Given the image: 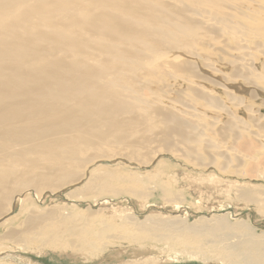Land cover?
<instances>
[{
  "label": "rangeland",
  "instance_id": "obj_1",
  "mask_svg": "<svg viewBox=\"0 0 264 264\" xmlns=\"http://www.w3.org/2000/svg\"><path fill=\"white\" fill-rule=\"evenodd\" d=\"M99 1L100 0L0 1V12L4 14L8 11V18H10L7 19L4 24L0 17V68L8 66L7 62L10 63L11 59L14 62L10 66L16 67L21 63H24L25 66L27 56L33 52H47L59 58L61 56L59 49L62 46L65 50L68 49V51H71V49L74 50L76 47L78 49L79 47L78 50L81 54H84L86 51L85 55L94 56V54H96L95 57L97 59L99 58L97 62H92V69L90 68L89 70L91 73L94 72L96 74V70L98 72L102 71V69H108L110 72L105 78H96L92 76L91 80L95 82H93L91 86L83 84L75 90V92L72 93V99L77 102L76 104L87 102L88 105H85L86 109H88L86 110L87 113L89 110L99 113L92 103H96L99 100L108 101L106 97L108 94L114 96L111 100L112 102H118L120 100L124 102L120 101L118 104L123 108L121 114L111 112V107L104 103V107L100 108V115L98 117H92L96 122L94 137L89 142V148L82 146L86 149H83L81 153L86 151L81 154L84 157L80 155V159L81 162L87 158H94V160L98 159L89 165L85 172L84 179L79 184L76 183L72 186H66L59 192L49 193L45 191L42 193L44 195L39 198V192L45 189L59 187L63 180L66 182V180L70 181L77 178L79 169H67V173L58 176H56V174L44 177L39 176V170L37 169L38 163H36L38 154L31 156L28 151L24 150L28 149L30 144L36 143L35 141H28V138L21 137L16 139L12 144L7 146L4 145L5 147H3V149L9 152V154H22L21 157L13 159V162L21 165L19 168V175L14 174L15 180L20 183L17 185L12 183V185L17 192L21 191L22 188L31 192L28 194V197H26V204L23 207L18 205V208L11 214L10 217H14L13 226L19 229L30 215L36 216L28 228L25 229V234L27 236H36L37 239L32 241V244H29L32 247L28 246V250H26V247L23 245L28 244L23 242V245L19 247L18 240L14 239V243L5 237L6 240H0V244H2L0 250L3 251L5 249L7 252L0 254V260L5 259L8 261L11 259V264H264V177H253L258 174V172L260 173V171L264 174V149L261 148L262 146L259 144V142H263L260 138L258 142V137H256V134H259V131L263 130V128L260 130L251 129L252 120H250L249 117L246 118L245 113L247 108H252V106L255 107L259 103L255 102L254 106V101L251 100L252 95L248 92L245 94L244 92L248 90H243L244 92L238 93L239 96L243 94L245 99H250L247 100L248 102L251 101L252 103L253 101L252 106L249 103V107L247 106L246 108H242L243 106L233 108V106L227 105L230 100L228 98L226 99L223 93H221L223 88H219L215 86L214 83L213 85L206 81L203 82L202 85L205 87L211 86L210 89H214V91L218 93H216L214 97L216 99L218 98L217 100L219 101L215 99L217 101L214 102L215 104L210 103V109L209 106L207 107L208 112L219 105V109H215L219 112V115L212 117L208 112L204 113L206 110H201L204 109L203 105L205 103V101H201L203 100L202 97H199L197 101L198 96L190 93L189 89L186 93L182 94V96L178 95V91L184 88L185 82L178 79L174 80L175 82L173 80L171 81L168 76L162 73L163 69L166 67L163 66V61H161L162 64L160 63L161 66L158 65L159 68L157 66V63L159 64L158 59L157 57H152L153 53L151 49L146 48V53L140 49L142 45L147 44V41H149L148 43L154 42L152 41V39H154L152 35L155 33L150 30V35L147 36L143 34V37L135 33L137 29H134V27L139 28V25L137 26L135 23L141 21L143 17L139 14L125 11L127 6H119L118 9L124 10V12L122 15L114 18L113 25L121 26V34L113 35L115 39H109L110 31H112L111 25L103 22V19L99 17L98 20H95V10L92 8L88 10L90 9L88 8V6H90L89 3H97ZM209 1L210 0H203L200 6L206 5ZM211 1H215L221 6H227L231 3L228 0ZM234 1L238 3V7L234 6L233 9L230 11L228 10V12L227 10L226 12L220 11V13L225 14L224 16H228L225 17L226 20L228 18L232 20L233 18V20L237 19V22H243L245 18H249L247 21L251 31H248V34H254V32L256 34L257 30L259 33L264 32V16L255 13V11L251 9L258 0H253L255 3H252L251 0L250 3L245 2L246 0H242L245 5L242 2H240V5L238 0ZM83 4L88 5L85 6ZM76 7H78V10H84V7H86L85 10H88L87 12L89 14L85 13L86 11L83 10H77L76 12ZM206 8L207 10L209 9L208 7ZM206 8L202 7L201 9L205 10ZM49 11L53 13L52 17V13L50 12L51 19L48 16ZM107 13H109V15L111 14L109 9L108 12L104 14L108 16ZM222 15L223 14H221V16ZM57 16L58 18L61 17L62 20L63 18L66 19L62 21L61 18H59L62 22L58 23L56 19ZM224 16L221 18L225 19ZM151 19L156 20L154 18ZM38 20H40L41 23H39ZM196 20L197 22L199 21L198 18H196ZM13 21H16L13 25L14 28L5 33L4 31L9 26H12ZM161 22L159 21L157 23L161 24ZM250 22L253 23L251 24ZM66 23L70 24L67 25L69 27L66 26ZM93 23L96 25H93ZM245 23L246 22H243V24ZM32 25L37 26L33 27ZM126 25L127 27L131 25V30H129L130 35L128 34V30L124 29ZM198 25L193 24L191 26L193 28L184 25L183 27H187L186 30L183 32L181 28L180 33L177 35L179 36V38L177 37L178 40H176L177 43L173 42L172 44L176 48H184L194 42V44L198 45V49H200L202 53L204 52L206 55L215 58L216 61L219 60L215 62L219 63L218 71H220V77L226 78L230 75V77H232V85L234 83L235 86H237L239 83L238 87L243 86L246 83L244 80L246 78L243 77H246V75L244 71V74H242L239 68L236 69L237 71L234 70V66L238 64L235 63V59L233 58L235 55L228 49L232 47V42L226 36L227 34L222 33L221 36L225 40L227 38L231 46L227 40L229 44L226 43V41L224 44V40L222 42L218 41L219 43H223V45L219 44V47L221 46L223 51L225 48L226 49L225 53L219 50L216 51V47L214 46L215 41H212L210 38L211 35L212 38L215 36L211 33L207 34L202 27ZM233 26L234 25H232V28ZM72 27L75 29H72ZM79 27H81V29L83 28V30ZM75 30H81V34H79V31L77 32ZM87 30L92 34L87 36ZM73 31L77 34H70ZM82 32H84V35H82ZM63 33L65 34L62 38L61 35ZM101 33L103 35H100ZM133 33L134 35L132 37L131 34ZM181 33H183V35H181ZM17 34H19V37L17 36L18 38H16ZM224 34L225 36L223 37ZM69 35H71V38ZM45 37L50 38L51 41H49V39L46 40ZM53 38H55L56 45L52 42ZM208 38L212 41L211 48H209L210 45L207 47L204 45ZM57 40H61L59 41L60 43H57ZM115 40L117 42H115ZM186 40H189L186 42L187 45H185L186 43L184 42ZM46 43H50V45ZM45 45H47L48 48ZM226 45L229 46L225 47ZM50 46L52 48H50ZM213 46L215 48H213ZM122 50L124 51L122 52ZM125 51L126 54H122L125 53ZM107 52L109 53L106 54ZM229 52L231 54H229ZM260 53L261 55L259 56ZM262 53V51H256L252 56L253 58H251L253 60L254 73L253 76L249 75L250 78H253L254 74L261 75L263 73L264 75V54L262 55ZM97 54H100V56ZM113 56H117L118 58L113 60ZM122 56L124 58L129 56L133 59L137 57L138 63L131 59H127V62L126 59L123 60ZM176 56H178L176 58L184 57L181 53ZM119 58L121 60H119ZM149 59L150 62L152 61V64L149 63ZM154 61L157 62L155 63V67L157 68L153 70L151 67ZM230 61L232 63L234 61V63L231 65ZM53 62H55V60H53ZM134 62L136 65H139L140 62L141 64L136 68ZM191 63L194 64L193 62ZM198 63H200L199 60L196 64L200 65ZM221 63L224 64L222 65ZM142 66H144V69L147 68L151 70L143 71ZM162 67L164 68L162 69ZM186 68H189L188 64H183L178 67L179 70H185ZM60 69L61 66L59 64L52 68V70L56 72ZM232 69L235 71L234 74L232 73ZM204 72L200 71V74L203 75ZM239 73L242 74L241 77L238 75ZM158 75L160 80L165 83L162 84L163 87L160 85V83H162L161 81L156 83ZM204 75L210 76L209 73H205ZM148 76H151L154 83L149 80ZM164 76L166 79H164ZM234 76L235 79L237 78L236 80ZM249 76L247 75V77ZM138 77H140V81H138ZM230 77L228 76L227 79ZM143 80L147 82V84L148 81L150 84L152 82L153 86L147 85ZM165 80L168 81L165 82ZM96 81L100 82V94L103 99H99L96 96ZM256 81L261 83L262 79L260 78V80ZM41 83L51 86V78L47 77ZM259 85L261 86V84ZM171 86H173V88ZM143 87L147 91H152L150 93L157 94H160V87H162V93L166 94L164 100L175 105L172 108L173 114L175 113L180 119L186 120L188 125H190H182V123L179 122L180 125L190 133L187 142L182 140V136L187 137L184 135L186 133L182 131V129L176 130L177 124L168 122L164 124L161 123L165 118L172 117L170 112V114H165V118H158L156 120L157 128L152 131L143 133V130H141L142 128L139 127L138 130L140 129L139 132L142 134L140 133V135L139 132H137L141 136L138 141L136 136L138 134H135V132L133 133V131L137 130L134 124L137 125L136 123L141 122V120L135 118V120H131V123L127 121L125 125L115 122L121 117H130V111L133 108L139 110L141 103L145 105L146 100L149 101L147 102L148 105L146 103L143 108L151 111L150 107L152 104L154 105V98L153 96H147L148 93H144L146 91L142 92ZM135 91L136 94L134 93ZM167 91L169 93L170 91L174 92L170 94L171 99L168 97L169 93ZM90 94L92 96H89ZM145 96H147V98ZM193 98H196V101H194ZM143 99L146 100L144 101ZM221 99L225 100V102H223V100L222 102L224 104L226 103V107L220 102ZM245 99L244 102H246ZM258 99L261 98L259 97ZM142 100L144 102H141ZM187 100H189V102ZM236 100L241 99L239 98ZM150 102H152L151 105ZM184 104L186 106L188 105V107H185ZM221 104L224 106L223 108ZM232 108L238 110L240 108V112ZM230 110H233V113L236 112V115H233L231 112V118L235 120L234 122L236 124L238 119L237 126L238 129H241L239 131L237 130L239 134L238 137L240 138V146L242 142H244L250 147L248 148L247 145H245L247 153L243 161L239 159L241 155L239 149L235 147V150L232 149L226 152V150L222 148V141L218 139L222 137L218 136V138H216L215 136V133H218L216 130L223 125L228 117H230V114H228ZM43 112L49 114L51 123H57L58 115H60L62 120L67 116L66 113L61 112L59 114L52 110H43ZM200 112L204 114L199 116L200 118L196 117V114H200ZM263 113L264 112L258 114ZM188 114H194L195 116H187ZM38 116L49 119L41 113ZM203 116H208L205 119L206 122L208 120V124H206L205 120L203 121L205 118ZM221 116L223 117L221 118ZM201 118L203 119L201 120ZM215 122H217V126ZM242 122H246L245 124L248 125V128H246L247 130L251 129L249 133H247V130H243V125L245 126V124ZM118 125L119 130L114 131L118 129ZM205 126L208 130L215 127L212 129L214 135L209 134L208 131L205 134ZM143 127L148 130V126L145 125ZM174 130L179 134H176ZM242 131H244L246 135ZM254 131L255 133H253ZM83 133L86 136L85 130ZM132 138L135 140H128H132ZM142 139L145 140L142 141ZM176 139H181L180 141H182L179 146L177 145ZM134 141L137 143L134 144ZM149 145L150 147H148ZM120 151L127 153L129 157L120 155L115 156L114 153H119ZM103 156L110 157L104 158ZM140 162H142V164ZM223 169L226 170L224 171ZM92 171L95 173V183L93 181L94 184H87L90 174L93 173ZM27 172L31 175V178L24 177ZM22 178L23 180L21 181ZM11 192H15V190L10 189L9 193ZM1 210L2 207H0V211ZM171 221H174L172 226L170 225ZM34 228L38 230L35 231ZM60 230L64 233H60ZM6 234L7 229L5 226L0 227V236H5ZM71 238L77 242V248L82 250V252L73 249L70 244L66 243V241L68 239L71 240ZM61 242H63L64 246L61 245ZM54 243H61L59 247L62 246L63 249L53 250V248L45 247L41 251L36 250L38 245L50 246ZM74 250L78 252H74ZM74 253L77 254L75 255ZM221 260H223V262Z\"/></svg>",
  "mask_w": 264,
  "mask_h": 264
},
{
  "label": "bare ground",
  "instance_id": "obj_2",
  "mask_svg": "<svg viewBox=\"0 0 264 264\" xmlns=\"http://www.w3.org/2000/svg\"><path fill=\"white\" fill-rule=\"evenodd\" d=\"M202 1L203 0H152V1H150V0H100L97 3H89L91 7L88 6V8H90L88 10H91V8L95 10V13H94L95 14V20H98V17H99V18L103 19V22L109 23L108 25H111L112 31H110L111 33L109 34V39H115V38H113V35L121 34V26L120 25H113L114 18L122 15V13L124 12V10L118 9L119 6H122V5L127 6L125 11L133 12V13L141 15L143 17V19L141 21H139L138 23H135V24H137V26L139 25V28L134 27V29H137L135 31V33H138L137 35H139L140 37H143V34H146L147 36L150 35V30L152 32H155L152 35L154 37V39H152V41H154V42L148 43L149 41H147V44L142 43L144 45H142L140 48L144 53H146V50L148 48H150L152 53H153L152 57H154V58L157 57L159 64L156 61H154V64L151 67V69L153 68V70H154V68H157V67H155L156 66L155 63H157V66L158 65L161 66V64L163 63V66H166L165 68L162 67V69L164 68L162 71V73L164 75L168 76V78L171 79V81L178 79V80H182L185 82L184 88H183L185 90L181 89L180 91H178L179 92L178 95L182 96V94L186 93L189 89L190 93H193V95L198 96L197 101H198L199 97H202L203 100H201V101H205V103L203 105L204 109H201V110L202 111L206 110L204 113L208 112L207 107L209 106L210 103L215 104L214 102L218 101L217 100L218 98L216 99L214 97V96H216L217 92L214 91V89L211 90L210 89L211 86L210 87L208 86L209 88L206 86L207 87L206 88L204 85H202V83L206 82V81L209 82L210 84L214 83L215 86H217L219 88H223L221 93H223V95L226 97V99L228 98L230 100V102H228V100H227V102H228L227 105L233 106V108L234 107H236V108L242 107V106H243L242 108H246L247 106L249 107V103L252 106L253 101H254V106H255V102L259 103L258 105H256L257 107L252 106V108H247L245 113H246V118L249 117L250 120H252L251 121L252 122L251 123L252 124L251 129H255V130L259 129L260 130L263 128V130H260L261 132L259 131V134L256 132L257 133L256 137H258L257 138L258 142H259V138L261 139V141L263 143L259 142V144H260V146H262L261 148L264 149V146H263L264 145V118H263L264 113L258 114V113L264 112V98H263V96H264L263 95V86H264V82H263L264 77L263 76L264 75H263V73L261 74L262 76L259 74L258 75L254 74L253 78H250V76H249V75L253 76V73H254L253 72V60L251 59V58H253L252 56L255 54L256 51H262L263 52L262 55L264 54V42H263L264 41L263 40L264 32L259 33V31L257 30L256 31L258 33V34L256 33L257 35L255 34V32H254V34L253 33L248 34V31H251V28L248 26V21H247L249 18L248 19L245 18V20H243V22H246L245 24H243L242 21L237 22L236 18H235L236 20H233V18H232V20H230L229 18L227 19L230 21L226 20L225 17H228V16H224L225 14L220 13V11L226 12V10H227V12H228V10L229 11L232 10L234 6L236 7L238 5V3L236 1L228 0L229 2H231L229 5L221 6V5L217 4L215 1L210 0L209 2L206 3V5L202 6L205 8L208 7L209 8L208 10H207V8L205 10L201 9L202 7L200 5H201ZM238 1H239V3L240 2L243 3L242 0L241 1L238 0ZM251 1H252V3L253 2L255 3V1H253V0H251ZM258 1H257L258 4L257 3L254 4V7H251V6H249V7H251V9L255 11V13H257V14L259 13V15L264 16V6H263L264 0H258ZM245 2L250 3V0H246ZM243 4L245 5V3H243ZM243 4H242V6H243ZM83 5L87 6L88 4H83ZM218 5H219V7H218ZM240 5H241V3H240ZM78 7H76L77 8L76 12L78 10ZM80 7H81V5H80ZM85 9H86V7H84V10L83 9H79V10L80 11L83 10V11H86L85 13H88L87 12L88 10H85ZM108 9L110 10L111 14L109 15V13H107L108 14V16H107L104 13L108 12ZM0 11H1V9H0ZM50 12L51 11H49V13H48L49 18L51 17V15L53 17V13L51 12L52 14L50 15ZM221 14H223L222 16H224L225 19L221 18L222 17ZM252 14H254V13H252ZM85 15H87V14H85ZM237 15H239V14H237ZM8 16H9L8 11H6L4 14H2L0 12V17H1L2 23L5 24L7 19H10V18H8ZM244 16H245V14H244ZM96 17H97V19H96ZM170 17H172V18H170ZM59 18H61V17H59ZM59 18H58V16L56 17V19L58 20V23L64 21V19H66V18H63V20H62V18H61L62 21H60ZM90 18L93 19L92 17H90ZM151 18H154L156 20H153ZM196 18L199 19L198 22H197ZM38 21H39V23H41L40 20H38ZM159 21L160 22L162 21L161 24L157 23ZM263 21H264V17H263ZM15 22L16 21L12 22V26L14 25ZM39 23H38V25H39ZM96 24H97V22H96ZM96 24L93 23V25H96ZM193 24H197V25L199 24L200 27H202V29L204 30V32H206L207 34L211 33L215 36L212 38L211 37L212 35H211L210 38L212 41L213 40L215 41L214 46L216 48L214 46H213V48H215L216 51H218V50L223 51L221 49V46L219 47V44L223 45V43H219V42H222L224 40V44H225V41L227 40V38L225 37L226 38V40H225L222 38L221 35H222V33L227 34L226 36L232 42V47H229L228 49L230 50V52L232 51V54L235 55V57H233V58L235 59V63L238 64L235 66L233 65L235 67V69L233 67L232 68L234 70L239 68L241 70L242 74L245 73L246 77H243V78H246V79H244L246 82L245 83L246 85L244 84L243 86L238 87L239 83L237 86H235V84L233 83V85H234L233 86L232 85V77H230V75H228V76L231 78V80H230V78L227 79L228 76L226 78L220 77L221 76L220 71H218V64L219 63H216L219 60L216 61L215 58L206 55L204 52L202 53V51L200 49H198V45L194 44V42H192V44L187 45L186 42H188L189 40L184 41L186 43L185 45H187L184 48H182V47L176 48L172 44L173 42L177 43L176 40H178V38H179V36H177V35H178V33H180L181 28L183 29V32H184V30H186L187 27L186 28L183 27L184 25L191 27ZM67 25H70V24L66 23V26ZM78 25H80V24H78ZM134 25H132V26H134ZM232 25H234L233 28H232ZM12 26H9L4 32L6 33L8 31H10V29L14 28V26L13 27ZM32 26L35 27L37 25H32ZM97 26H98V24H97ZM130 26H128V27H127V25L124 26V29L128 30L129 35H130L129 30H131ZM258 26H260V25H258ZM67 27H69V26H67ZM81 27H79V28L81 29ZM73 28L74 27H72V29ZM85 28H86V26H85ZM85 28H84V30H85ZM191 28H193V27H191ZM132 29H133V27H132ZM81 30H83V28ZM188 30H189V28H188ZM75 31H77V30H75ZM75 31H73L70 34H73V33L77 34ZM80 31H79V34H81ZM84 32H82L83 33L82 35H84ZM146 32H148V33H146ZM60 33H62V32H60ZM64 34L65 33H63L61 35L62 38L64 37ZM90 34H92V33L89 30H87V36ZM100 35H103V34L101 33ZM131 35L133 37L134 33ZM181 35H183V33H181ZM17 36L19 37V34L16 35V38H18ZM70 36L71 35H69V37ZM135 36H136V34H135ZM224 36H225V34L223 35V37ZM184 37H185V35H184ZM72 38H73V36H72ZM13 39H15V38H13ZM45 39L46 40L49 39V41H51L50 38H48V37L47 38L45 37ZM53 39H54V41H53ZM53 39H52V42H53V44L56 45L55 38H53ZM103 39H105V38H103ZM211 40L209 38H208V40H206V44H204V45H206L205 47L210 45L209 48H211V44H212ZM59 41H61V40H57V43H60ZM71 41H76V40H71ZM227 41H229V40H227ZM227 41H226V43H228ZM80 42H82V41H80ZM108 42H110V41H108ZM115 42H117V41L115 40ZM139 43H141V42H139ZM229 43H230V41H229ZM46 44L50 45V43L49 44L46 43ZM47 45H45V46L47 47ZM109 46H111V45H109ZM227 46H229V45H226L225 47H227ZM230 46H231V43H230ZM50 48H52V47L50 46ZM55 49H56V47H55ZM60 49H59V51L61 52V56L59 58H57V57H55L52 54L47 53V52H33L27 56L25 66H24V63H21V64H19V66H16V67L10 66L14 62L11 59L10 63L7 62L8 66H4V68H0V207H2V210L0 211V227L5 226V228L7 229V234L5 236L4 235L0 236V240L5 239V237L10 239L11 241H13L14 239L18 240L19 241V244H18L19 247H21L23 245L22 243L24 242V243L28 244V245H23L26 247V250H28V248H27L28 246H31L29 244L32 241L37 239L36 236H27L25 234V229L28 228V226L31 224V222L33 221V219L36 216L34 217L33 215H30L29 218L26 220V222L20 226L21 229L20 228L18 229L17 227L13 226V224H14L13 218L14 217L11 218L10 216H11V214H13V211L18 208V205L20 207H23L26 204V200H27L26 197H28V194L31 192L29 190H25L24 188H22L21 191L17 192L15 187L12 185V183H14L16 185L20 183L19 181L15 180L14 174L19 175V168L21 165L19 163L13 162V159L16 157H21L22 154H16V153L9 154V152H7L5 149H3V147H5L9 144H12L16 139L21 138V137L28 138V141H32V140L35 141L36 143L30 144L29 148L24 149V150L28 151L31 154V156L38 154V158H37L36 163H38L37 169L39 170V176L44 177V176H48V175H52V174H56V176H58V175H61L63 173H67V171H66L67 169H71V168L74 170L79 169L77 178H75L74 180H70V181L66 180V182H64V180H63L61 182V184L59 185V187H56L54 189H45L44 191L39 192L40 193L39 198H41L44 195L42 193L45 191L46 192L48 191L49 193H55V192L61 191L66 186H72L76 183L79 184L84 179L85 172H86L87 168L89 167V165H91L95 160L98 159L97 158L94 160V158H87L86 160H83V162H81L80 158H81V156L84 157L81 154L84 153L86 150L83 151L82 153H81V151L83 149L89 148V146H90L89 142L94 137L93 135H94L95 130H96V122L92 117H98L100 115V108L104 107V103H106L107 105H109L111 107V109H110L111 112L121 114L122 110H123V108L118 105L120 103V101L123 102V100H120L118 102H112L111 100L113 99L114 96L110 95V94H108L106 96L108 101L99 100L96 103H92V105H94L95 109L99 113L92 111V110H89L87 113L86 110H88V109H86V107H85V105H88L87 102L86 103L81 102L80 104H76L77 102H75L72 99V93L75 92V90H77L83 84H87V85L91 86L93 84V82H95V81L91 80L92 76H95L96 78L107 77L110 70L102 69V71H98V72L96 70V74L94 72L91 73L89 70H90V68L92 69V62H97L99 59V58L97 59L95 57L96 54H94V56L85 55L86 51L84 53L83 52L84 50L82 51L84 54H81L78 50L79 47H78V49H77V47L74 50L71 49V51H68V49L65 50L63 48V46ZM225 49H224L223 53H225ZM123 51L124 50H122V52ZM134 51H136V50H134ZM230 52H229V54H231ZM108 53L109 52H107L106 54H108ZM116 53H117V51H116ZM179 53H181L184 57L176 58V57H178L176 55ZM113 54H114V52H113ZM122 54H126V51H125V53H122ZM97 55L100 56V54H97ZM146 55H148V54H146ZM149 55H150V53H149ZM260 55H261V53L259 54V56ZM117 56H119V55H117ZM117 56H113V60L117 59L118 58ZM132 56H135V55H132ZM216 56H217V53H216ZM122 58H123V60L126 59L127 62H128L127 59H131V60H134L135 62L138 63L137 57H134V59H133L129 56L125 57V58L122 56ZM154 58H153V60H154ZM53 60H55V62H53ZM119 60H121V59L119 58ZM198 60L200 61V63H198L200 65L196 64L198 62ZM161 61H163V62L161 63ZM195 61H197V62H195ZM129 62H131V61H129ZM191 62H193L194 64H192ZM224 62H225V60H224ZM149 63L152 64V61L150 62V59H149ZM233 63H234V61H233ZM233 63L231 62L230 64L232 65ZM58 64L61 66V69L58 72L53 71L52 68ZM140 64H141V62H140ZM140 64L136 65V63H135L136 68H137V66H140ZM183 64H188L189 68H186L185 70H179L178 67L183 65ZM143 67L144 66H142V68ZM147 68H145V69L143 68V71L144 70H147V71L151 70V69H147ZM184 68H185V66H184ZM234 70L232 71L233 74L235 72ZM85 71H87V72H85ZM200 71H202V72L205 71L204 74L209 73L210 76L208 77V75L205 76L204 74L201 75ZM243 71H244V73H243ZM241 73L238 74V75H240V77L242 75ZM233 74H231V75H233ZM247 75L249 77H247ZM47 77L51 78V86H47V85L41 83ZM148 77H149V80L152 81L151 76H148ZM138 78H139L138 81H140V77H138ZM157 78H158L157 82L155 81L156 83L161 81L159 75ZM260 78L262 79L261 83L256 81V80H260ZM141 79H142V76H141ZM164 79H166L165 76H164ZM164 79H163V81H164ZM234 79H235V76H234ZM166 81H168V80H165V82ZM171 81H169V82H171ZM133 82H135V81H133ZM152 82H151V84L149 83V81H148V84H147V82H145V83L147 85L151 86ZM163 83L164 82L160 83V85L162 86ZM257 83L261 84L262 87ZM162 87H160L161 88L160 91L158 90L160 92V94L150 93L152 91H147V90H145L144 87L142 88V92L146 91L144 93H148L147 96H150V97L153 96V98H154L153 99L154 102L152 101L154 103V105L153 104L151 105L152 102H150V105H151L150 108L151 109L150 108L149 109L151 111L143 108V106H145L146 103L149 102L148 100L145 99L146 100L145 101L143 99L145 101V105H143L144 103L143 104L141 103V107H139V110H137V109L135 110L133 108L130 111V117H121L120 119L116 120L115 122L117 124H124L125 125L127 121H128V123H131V120H135V118H137V119L141 120V122L136 123L139 126L134 124V126L136 127L137 130L133 131V133L135 132V134H138L137 132L140 131V129L138 130L139 127L142 128L141 129V130H143L142 132L145 133V132H149V131H152L153 129L157 128L156 120L158 118H165V114L171 113L172 117L165 118L161 123L164 124L165 122H168V123L177 124L176 130L182 129V131H184L186 133L184 135L187 137L182 136V140L184 142H187L188 138L190 136V133H189V131H187V129L182 127L180 125V123H182V125H187V126H190V125H188L186 120L180 119L175 113L173 114L172 108L175 105L164 100V96L166 94L162 93V91H161V90H163ZM171 87L173 88V86H171ZM95 88H96L95 89L96 96L99 99H103L101 94H100V82L99 81H96ZM164 88H166V87H164ZM243 90L244 91L248 90V91L244 92ZM136 91L134 92L135 94H136ZM171 92H173V91H170V93L168 92L169 95L171 94ZM240 92H244L245 94L247 92L250 93L252 95L251 96L249 94L251 96V100H253L252 103H251V101L248 102L247 100H250V99H245L243 94L241 96H239L238 93H240ZM161 94H163V95H161ZM140 95H141V93H140ZM169 95H168V97L171 99V95L170 96ZM89 96H92V95L90 94ZM147 96H145V97L147 98ZM259 97L261 99H258ZM174 98H176V97H174ZM239 98L241 100H236ZM82 99H85V98H82ZM193 99H194V101H196V98H193ZM193 99H192V101H193ZM244 99L246 100V102H244ZM143 100L141 102H144ZM189 100H191V99H189ZM189 100H187V101L189 102ZM222 100L223 99H221L220 102L222 104H224L223 102H225V100H223V102H222ZM83 101H85V100H83ZM234 103H239V104H234ZM147 105H148V103H147ZM184 106L188 107V105L186 106L185 104H184ZM224 106L226 107V103L224 104ZM224 106L222 105V108ZM218 107H219V105H218ZM218 107L212 108L209 111L210 113L208 112V114L212 117L218 116L219 112H217V110H215V109H219ZM236 108L233 110H236V111L240 110V108H239V110ZM209 109H210V106H209ZM43 110H52V111L59 113V114L61 112H63V113H66L67 116L62 120L60 115H58L57 123H51L49 114L44 113ZM233 110L232 111L230 110V113L228 112V114H230V117H228L229 120L226 117L227 120L223 123V125L220 126V128H218L216 130V132H218V133H215V136H216V138H218V136L222 137V138L219 137L218 139L220 141H222V143H223V144L221 143L223 145L222 148H223V150L225 149L226 152L230 151L232 149L235 150V147L237 149H239V151L241 153V155L239 154L240 155L239 159L241 161H243V158L246 157V153H247V150H246L247 148L245 147V145H247V144L242 142V144L240 146V138L238 137V135H239L238 131L241 129H238V126H237L238 119L236 118L237 119V124H236L234 122L235 120L233 118H231ZM220 111H221V109H220ZM226 111H229V110H226ZM40 113L44 114L49 119H45V117L38 116ZM204 113L203 112H200V114L197 113L196 117L202 116V114H204ZM235 113H233V115ZM226 114H227V112H226ZM139 115H141V116H139ZM145 115H151V116H145ZM192 115L195 116L194 114H188L187 116H192ZM203 117H205V116H203ZM207 117L208 116H206L204 119L201 118V120L203 119V121H204ZM222 117L223 116H221V118ZM114 118H119V117H114ZM195 119H197V118H195ZM250 120H249V122H250ZM205 122H206V120H205ZM216 123L217 122H215V125L217 126ZM242 123H244V122H242ZM206 124H208V120H207ZM235 124H236V126H235ZM145 125L148 126V130H146V128L143 127ZM206 126L204 128L205 134L208 131L209 134L214 135L212 129H214L215 127L212 129L209 127L211 130H208L206 128ZM212 126H214V125H212ZM247 126H248L247 124H245V126L243 125V128H244L243 130L246 131L247 130L246 128H248ZM239 128H241V127H239ZM251 129H248L247 133H249L250 132L249 130H251ZM84 130L86 132V136L83 133ZM116 130H119V125H118V129H115L114 131H116ZM176 130H174L175 133L179 134L176 132ZM232 131H233V133H232ZM117 132H116V134H117ZM242 132L244 133V131H242ZM120 133L118 134V139H119ZM140 133L141 132H139V134ZM253 133H255V131ZM139 134L136 135L137 141L139 140V137H141L140 135L142 133L140 135ZM244 134L246 135V133H244ZM215 136H213V137H215ZM245 137H247V136H245ZM133 139L134 138H132V140H130V139H128V140L133 141ZM143 140H145V139H142V141ZM180 140L176 139L178 146L182 142ZM217 142H218V140H217ZM130 143H132V142H130ZM135 143H137V142L134 141V144ZM261 144H263V145H261ZM82 146H84L86 148H83ZM126 146H129V145H126ZM148 147H150V145ZM240 147H241V149H240ZM247 147H248V145H247ZM248 148H250V147H248ZM148 150H149V148H148ZM114 154H115V156L120 155V156H124V157H126V156L129 157L127 155V153H125V152L123 153L121 151L119 153L117 152ZM103 157L108 158L110 156H108V157L103 156ZM100 158H102V157H100ZM248 161H250V160H248ZM251 161H252V159H251ZM140 163L142 164V162H140ZM223 170L225 171L226 169H223ZM256 176L258 178H263L264 174H263V172L260 171V173L258 172V174L254 175L253 177H256ZM24 177L31 178V175L28 174V172H27V174ZM94 177H95V173L93 172L90 174V178L88 179L87 184H91V183L94 184L95 183ZM22 180H23V178L21 179V181ZM93 181H94V183H93ZM10 189L15 190V192L9 193ZM173 223H174V221H171L170 225L172 226ZM34 230L36 231L38 229L34 228ZM61 231L62 230H60L59 232L63 234L64 232L63 231L61 232ZM61 243H54V244H51L50 246L38 245V248L36 250L41 251L45 247L53 248V250H62L63 249L62 246H64V245H63V242H61ZM66 243L70 244L73 249L78 250L79 252H82V250H79L77 248L78 247L77 242L75 240H73L72 238H71V240L68 239L66 241ZM59 244H61L62 246L59 247ZM0 246H2V244H0ZM75 250H74V252H78ZM3 252H7V251H5V249L3 251L0 250V254ZM11 261H12L11 259H9L8 261L5 259L0 260V264H11ZM221 261L223 262V260H221ZM251 264H253V263H251Z\"/></svg>",
  "mask_w": 264,
  "mask_h": 264
}]
</instances>
